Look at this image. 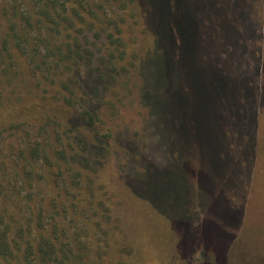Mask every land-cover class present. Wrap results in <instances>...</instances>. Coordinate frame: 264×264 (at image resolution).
Masks as SVG:
<instances>
[{"label":"rangeland","instance_id":"374dc122","mask_svg":"<svg viewBox=\"0 0 264 264\" xmlns=\"http://www.w3.org/2000/svg\"><path fill=\"white\" fill-rule=\"evenodd\" d=\"M89 1L97 17L82 11L85 30L52 37L53 45L81 41V56L64 69L62 54L45 50L34 19V28L20 25L22 43L9 36L10 0H0V52L9 41L0 55L2 203L38 216V229L63 246L55 257L66 252L69 264H264V0H186L194 65L214 92L204 146L188 163L196 174L190 181L182 171L160 177L176 170L180 151L168 128L192 113L197 122L198 114L181 115L178 89L175 119L167 130L160 125L171 105L163 92L154 96L162 85L154 89L147 77L163 60L149 14L141 0H101L99 9L100 0ZM69 7L80 9L78 0ZM110 34L122 39V54L110 48ZM84 108L96 115L93 125ZM193 142L185 143L196 150ZM34 148L29 164L22 154ZM15 163L21 170L12 169ZM192 190L187 232L197 240V223L206 221L212 244L186 245V232L175 225Z\"/></svg>","mask_w":264,"mask_h":264},{"label":"trees","instance_id":"16d2710c","mask_svg":"<svg viewBox=\"0 0 264 264\" xmlns=\"http://www.w3.org/2000/svg\"><path fill=\"white\" fill-rule=\"evenodd\" d=\"M70 0H10L4 7L8 15V20L10 23L9 36L19 40V43L23 42V37H21L22 30L20 25L29 26L34 28L33 19L37 25L40 40L43 41L44 48L48 53L52 50L60 56L58 66L62 68H68L73 65V63L81 56L77 49H81L82 44L78 37L77 45L72 43L68 39H61L60 43L53 45L52 37L57 36L66 38H71L72 33H78L80 30H85L87 24L86 18L83 16L82 11L89 12L92 11V16L97 17L94 11V6L89 0H78L79 8L69 7ZM111 3L117 2L119 0H104ZM142 9L147 14H149L151 22H153L151 29L157 31L158 45L161 48V56L163 58L159 59L157 62L159 64V72L153 70L154 74L147 76L150 80L151 86L155 89L158 81L161 83L160 86L154 92V96L161 98V92H163V98L169 102L171 108L167 107L165 110V117L160 116L158 120H161L160 124L163 128L167 130L166 124L168 119L173 123L175 119V96L177 97L178 89L181 91V100L183 102L182 107L179 112L181 115H187L194 110H196L198 117L197 122L192 116L194 113L182 119L176 120L177 128L172 131L168 128L170 136L175 142H178L180 146L178 161L174 168L176 170H170V172H163L160 174L162 181L170 177H179L178 171L184 172L187 181L192 179L196 180V174L193 169L189 166V160L194 155V153L201 150L204 146V134L208 135L207 132L203 131L205 124V117L207 113V106L211 103V98H214L213 86H210L208 80L202 76L201 72L194 65L196 37L194 22L189 14L187 8L186 0H141ZM103 2L95 5L99 9ZM125 3V2H124ZM22 5L25 6L22 8ZM19 20L17 21V19ZM45 33L47 35H45ZM44 34V36H42ZM155 34V33H154ZM25 42L28 43L29 39L27 37L31 36L29 31L26 32ZM110 48L118 51L120 54L123 53L124 44L120 37H114L110 34ZM7 39L4 40L2 50L3 52H8ZM53 46V49L52 47ZM50 51V52H49ZM111 53H115L111 51ZM38 54V52H35ZM46 55L49 59L50 55ZM57 55V57H58ZM165 57V62H164ZM35 59V58H34ZM35 61V60H34ZM49 62V61H44ZM42 63V64H43ZM53 63H49L48 68H52ZM63 64V65H61ZM67 64V65H66ZM36 66V65H35ZM158 67V66H157ZM38 69V65L36 66ZM157 73V74H156ZM157 77V78H156ZM146 90V89H145ZM149 91V90H148ZM145 91L146 97L152 98V104L156 107L162 106L156 99L153 98V93ZM188 101V104L186 103ZM165 105L166 102H163ZM169 105V106H170ZM195 105L197 107H195ZM195 107V108H194ZM85 122L87 124L93 125L96 121V115L91 113L87 108L83 109L82 113ZM199 121V122H198ZM179 126V127H178ZM189 126V128H188ZM195 126V128H193ZM199 135L200 139L198 143L195 141L194 137ZM210 135V134H209ZM214 137V136H213ZM196 146V150H193L192 145H186L185 142H190ZM38 155V148H34L31 156H25L24 152L22 157L25 158L29 164L33 161V158ZM23 160V159H21ZM12 168V165L8 167V170ZM21 165L15 163L12 169L21 170ZM22 169L28 170L27 165H24ZM34 172H28L22 181V184H26L27 180H32ZM198 177V175H197ZM32 182V181H30ZM198 184V183H197ZM188 189H192L191 183L188 182ZM204 181H201L199 186L202 187ZM1 187V186H0ZM3 187V186H2ZM1 187V188H2ZM12 191L10 185L9 191ZM193 190L185 196L186 205H184V211L182 214L175 219V225L183 228L188 239L187 242L193 240L199 242L200 244H212L213 238L209 237L208 224L206 221L198 222L197 224V240L195 235L187 232L190 229V223L193 221V214L191 213ZM203 192L199 193L201 195ZM199 200V198H198ZM16 207L7 206L2 203V192L0 190V259L3 264H69V256L65 252V258L59 259L55 257L56 248L60 251L63 246L56 247L53 240L47 236L43 229H38V216L32 213L28 218L21 215V213ZM148 211H150L148 209ZM151 214V212H150ZM70 249V248H69ZM80 264H83L82 261ZM203 264H212L211 262H205Z\"/></svg>","mask_w":264,"mask_h":264}]
</instances>
